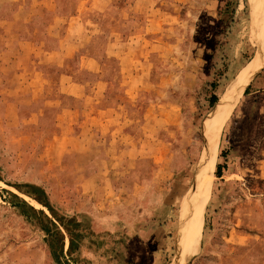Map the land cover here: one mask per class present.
<instances>
[{
    "label": "rangeland",
    "instance_id": "rangeland-1",
    "mask_svg": "<svg viewBox=\"0 0 264 264\" xmlns=\"http://www.w3.org/2000/svg\"><path fill=\"white\" fill-rule=\"evenodd\" d=\"M80 33L81 47L64 43L73 57L37 50L59 52ZM261 40L252 0H0V264H100L113 237L150 224L163 232L147 264H170L188 230L209 100ZM218 150L227 169L215 172L187 264H264V67Z\"/></svg>",
    "mask_w": 264,
    "mask_h": 264
},
{
    "label": "bare ground",
    "instance_id": "bare-ground-1",
    "mask_svg": "<svg viewBox=\"0 0 264 264\" xmlns=\"http://www.w3.org/2000/svg\"><path fill=\"white\" fill-rule=\"evenodd\" d=\"M257 26L262 40L254 56L240 70L224 91L205 125L206 148L201 168L188 201V230L182 248L170 264H187L200 250L205 204L208 201L216 172L218 147L226 117L264 67V0H252ZM205 123V121H204ZM204 125V124H203ZM204 131V129H203Z\"/></svg>",
    "mask_w": 264,
    "mask_h": 264
},
{
    "label": "crops",
    "instance_id": "crops-1",
    "mask_svg": "<svg viewBox=\"0 0 264 264\" xmlns=\"http://www.w3.org/2000/svg\"><path fill=\"white\" fill-rule=\"evenodd\" d=\"M48 9H52V5L49 7L45 6ZM78 17L76 18H72L70 20V23L68 24L69 27H71L73 30H77V29H81L82 24L80 23V21H78ZM53 27V26H52ZM51 27V28H52ZM66 37L61 41L62 42V46H61V50L59 52H55V53H47L44 52L42 50L41 47H39L37 50H39L41 53H43L44 56H50V57H64V58H70L73 57V53H68V54H64L66 48L65 45L68 44L69 42L72 41L73 44H78V46L81 47V43L83 41H85L84 39V35L82 33H80L79 36L75 35L74 38H68V42L66 41ZM90 38H88L86 41H89ZM80 42V43H79ZM65 43V45H64ZM72 44V45H73ZM76 46V47H78ZM34 53V51L32 52ZM38 55H35V59L37 58ZM61 79H65V80H70V77H66V76H62ZM32 82L29 83L30 85L34 86V81L35 78L31 79ZM44 83L46 84L47 81L44 79ZM100 85H106V83L100 81L97 84V87H99ZM72 87L76 88L78 91H82L85 89V87L77 85L75 83H72ZM69 95H74L75 97L79 98L82 97L81 95H76L74 93H71ZM72 114H74L75 117H79V111H68ZM103 113H105L106 111H101ZM114 119V123H115ZM63 136V135H62ZM129 137L131 138V136L129 135ZM77 140L80 139V137H76ZM137 150V146L128 148L127 151H124L125 153H128L127 155L129 157H132L131 153H135ZM74 151V150H73ZM76 152V150L74 151ZM68 153V151H67ZM71 153V152H69ZM65 155V154H64ZM138 158H146L147 157H137L135 159ZM81 161V160H78ZM123 162V160H122ZM83 165V164H80ZM153 165H151V167H153ZM77 167H79V163L77 165ZM135 168V166H133ZM123 168V167H122ZM131 168V167H130ZM129 182L131 184L127 183L125 185L122 184V187L124 190H122V196H129L130 194H133V191L135 190V186L138 185V180H129ZM125 188H131L128 191H125ZM160 231L163 232V228L158 229L156 225L150 224L146 229H144V231H140V232H131V231H125L122 230V241L117 238V237H113L112 240H110L107 244H106V249L107 252L105 255L103 256H99L98 259L100 260V264H147L149 262V260L152 259L153 257V245L159 241L158 240V236L160 234ZM161 232V233H162Z\"/></svg>",
    "mask_w": 264,
    "mask_h": 264
},
{
    "label": "trees",
    "instance_id": "trees-1",
    "mask_svg": "<svg viewBox=\"0 0 264 264\" xmlns=\"http://www.w3.org/2000/svg\"><path fill=\"white\" fill-rule=\"evenodd\" d=\"M249 89H250V86L247 88V90L245 92V94H246L245 96H247L249 94ZM218 101H219V98H218L217 95L214 94V95L211 96V98L209 100V104H210L211 111L215 108V106L218 103ZM226 169H227L226 164H218L216 166V176L218 178H221L223 176V171L226 170ZM40 203H42L43 205H45L50 212L54 213L53 207H52V205L50 204V202L48 200L45 199L44 201H40ZM83 240L84 239H82L80 242H83Z\"/></svg>",
    "mask_w": 264,
    "mask_h": 264
},
{
    "label": "water",
    "instance_id": "water-1",
    "mask_svg": "<svg viewBox=\"0 0 264 264\" xmlns=\"http://www.w3.org/2000/svg\"><path fill=\"white\" fill-rule=\"evenodd\" d=\"M178 251H179V249L177 248V251H176V255H175V258H176V256L178 255Z\"/></svg>",
    "mask_w": 264,
    "mask_h": 264
}]
</instances>
